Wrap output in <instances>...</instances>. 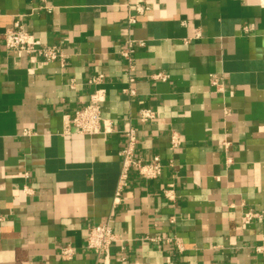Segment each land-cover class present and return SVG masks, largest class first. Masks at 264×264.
Wrapping results in <instances>:
<instances>
[{"label":"crops","instance_id":"obj_1","mask_svg":"<svg viewBox=\"0 0 264 264\" xmlns=\"http://www.w3.org/2000/svg\"><path fill=\"white\" fill-rule=\"evenodd\" d=\"M17 21L66 62L8 51ZM129 128L162 173L118 200ZM0 215V264H264V0H0ZM105 223L107 257L86 246Z\"/></svg>","mask_w":264,"mask_h":264},{"label":"built area","instance_id":"obj_2","mask_svg":"<svg viewBox=\"0 0 264 264\" xmlns=\"http://www.w3.org/2000/svg\"><path fill=\"white\" fill-rule=\"evenodd\" d=\"M130 22H134L133 18ZM134 47V42L130 41L124 54V57L128 60V68L130 71L134 69V59L132 57L135 50ZM5 48L8 51L15 52L18 56H27L31 60L41 58L48 62L58 61L62 64L67 60L66 54L58 46L43 45L40 40L25 30L23 25L18 21L14 23L12 28L5 32ZM104 78L105 76L103 74H98L90 80V83L100 84ZM213 83L217 84L216 80ZM101 101L102 99L94 95L89 104L76 112L72 119V124L79 134L96 135L101 132ZM141 115L142 121L149 120L153 117L152 112L149 110L142 111ZM126 135L128 143L127 147L121 152L122 166L116 193L118 200L128 185V177L132 170H137L145 179L157 178L162 173V165L159 158L155 157L151 162L144 163L135 157V146L137 144L135 129H127ZM179 145V139L175 136L172 137V148H177ZM166 196L169 197L168 194ZM169 198L173 199L172 197ZM257 216V214L248 212L245 214V219L250 221ZM3 220L4 218L0 215V222ZM116 242H118V237L109 223L89 228L86 246L98 256L107 257L110 252V247ZM256 251L264 253V243L258 246ZM64 253L70 256L71 250H64Z\"/></svg>","mask_w":264,"mask_h":264}]
</instances>
